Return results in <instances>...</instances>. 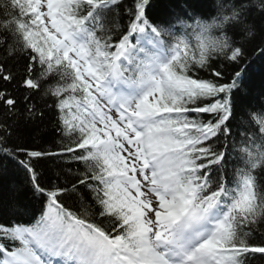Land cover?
Here are the masks:
<instances>
[{
	"label": "snow or ice",
	"instance_id": "1",
	"mask_svg": "<svg viewBox=\"0 0 264 264\" xmlns=\"http://www.w3.org/2000/svg\"><path fill=\"white\" fill-rule=\"evenodd\" d=\"M155 7L0 0V264H264V0Z\"/></svg>",
	"mask_w": 264,
	"mask_h": 264
},
{
	"label": "trees",
	"instance_id": "2",
	"mask_svg": "<svg viewBox=\"0 0 264 264\" xmlns=\"http://www.w3.org/2000/svg\"><path fill=\"white\" fill-rule=\"evenodd\" d=\"M176 0H156V7L154 11L159 13L166 7L175 6ZM182 2V0H181ZM206 2L215 4L216 0H206ZM215 12H213V15ZM203 18H209L211 16H202ZM191 22V21H190ZM251 62V68L249 70L248 83L250 86L259 88L261 84H264V57H260L258 54H253L249 57ZM25 182V177L21 175H12L9 180L0 183V206L6 205L8 199L11 197V188L13 184L22 185ZM255 264H261L259 257H256Z\"/></svg>",
	"mask_w": 264,
	"mask_h": 264
},
{
	"label": "clouds",
	"instance_id": "3",
	"mask_svg": "<svg viewBox=\"0 0 264 264\" xmlns=\"http://www.w3.org/2000/svg\"><path fill=\"white\" fill-rule=\"evenodd\" d=\"M219 4H225L226 0H218ZM231 16V9L224 7L222 11H218L213 16L209 18L198 17L200 21V26L197 27V31H200L201 28L205 29L206 36H214L218 34L221 27H226L224 17ZM193 23V22H190Z\"/></svg>",
	"mask_w": 264,
	"mask_h": 264
}]
</instances>
